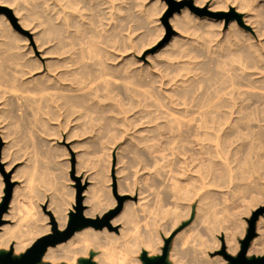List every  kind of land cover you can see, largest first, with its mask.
I'll return each mask as SVG.
<instances>
[{"label":"rangeland","instance_id":"374dc122","mask_svg":"<svg viewBox=\"0 0 264 264\" xmlns=\"http://www.w3.org/2000/svg\"><path fill=\"white\" fill-rule=\"evenodd\" d=\"M52 1L53 0H47L45 1L46 3H43V0H12L11 3L6 2L4 4L0 2V5L6 6L12 11L18 26L29 34V36H27L16 30L10 23L9 19L4 14H2L7 19V22H5L6 24L3 23L2 27L6 28V32L9 34V37L11 35L13 38H9L8 36L5 38L3 36V41V37H0V43L4 44V42H7L8 44V46L6 44L0 46L2 48H4V46L7 47H5L7 49L5 51H2L4 49L0 48V53L2 55L6 54L3 56L0 54V57H2L0 58V61L2 62H0V65L3 66L0 71L4 70L3 72L1 71V73L4 74V72H6L5 74L8 77L9 73H12L11 71L14 70V73H12L14 75L17 71L19 72V70L23 68L20 70V73L23 75L19 76L23 79H18L17 76L19 73L12 78L18 80L19 82H22L23 80L27 81L25 82L27 86L22 84L20 87L23 86L28 88L30 86V89L34 83L33 86L34 89H36L41 83L40 80L45 82H42L44 85L48 84L46 87L41 84L38 89L43 90L44 88H48L46 90L44 89L43 91L39 90L40 92L37 89L35 92L31 88L32 90H30L33 91L32 94L34 96H30L32 95L31 92L30 94H28L29 92H21V87L18 89V92L15 91L16 94H18L19 90H21L18 96L15 95L18 97V99H16L15 96H10L12 93L15 94L13 90H11L12 93H9L11 92L9 89V91L5 90L4 92V86L0 87L1 89L3 88V92L0 90L2 95L8 92L3 95L6 101H3L5 99L2 97V95H0V106H3L1 105L3 103H8L7 99L10 97V100L12 99L11 102L14 100L13 103L15 105L12 108H15L16 106V110H18L17 108H22L17 112L19 115H14V112L16 113V111H14L15 109L10 110L11 104L6 106L10 108L9 110L13 114L10 113V111L9 113L7 112V107V111H5L6 109L4 107L2 108L5 110L0 107V109L3 110H0V113L3 112L2 114L5 115L2 116L0 114V165L2 166L4 173L8 175L9 181L12 183L11 198L6 211L2 214V218L4 217L6 220L2 219L3 221L0 227L6 226L7 229H9V233L5 236L10 238L11 241H15L13 237L19 235L25 234V237H28L24 248L20 250V252H14L12 249V255L15 257L19 256L36 238L50 232L51 226L49 213L52 214L58 229H63L68 220V213L73 211L74 207L76 206L78 196L83 209L82 213L86 217H101L107 211L115 208L117 206V200L112 191L114 187L116 194L123 197L124 200L122 201V208L120 212L110 221L113 229L108 230L106 227L100 230H95L92 227L79 229L67 241L57 244L54 247H48L58 255L52 259H44L43 255L41 258V263L83 264L84 260L89 259L95 264H103L100 259L103 257V254L108 251V246H112L113 243L110 245L106 243L105 245L100 243V240L104 241L106 235H111V237L115 236V239L119 235L118 238L121 241L122 239L120 238V230L124 227L130 229L129 231H131L133 234H142L145 236L150 230L149 228H151L150 223L155 220L154 218L157 216L155 213L156 211L153 210H156L158 207L156 205H159V201L162 202V199L164 198V203L162 202L161 205H163L162 209L164 207V212L167 214L164 215L165 217H163V222L162 220L157 222V229L159 230H156L157 235L156 232L154 233V239L151 243L156 249H159V253L156 252L154 254H150L149 256H158L161 253L163 240L175 232L168 246L165 264H211L213 261H218V264H225L226 261L222 256L215 255L216 252L220 250V239H224V244L227 248V243L225 240L226 236L234 227L237 228L233 239L238 244V246L234 252H229L226 250L229 255L235 256L239 250V241L243 239L246 233L247 219L250 218L251 213L256 208L264 206V154H262L264 153V148H259L262 146V138L264 141V133L262 131L264 130L262 129V127L264 128V123L263 121L261 122V120H264V108H261L260 106L261 110L259 111L258 109L260 108L257 107H259L260 101H254L255 98H249L250 96H247L246 93H244V95L246 94L245 96L242 93L244 98L246 96L249 98L244 99L240 93L241 89H244L243 87H245L244 84L246 85V80L247 82L249 81L247 75L250 76L254 72H257V75L254 73V78L257 77V80L252 77L254 74L250 76V80H255L256 82H259L258 80L261 79L264 80L263 78L260 79V77L263 76L262 71L264 72V53L262 52L264 50V44H261V42L263 43L264 41V27H261V34V28L259 29V27L252 29L250 26L243 25V23L245 24L243 20L245 16L248 18V16L251 17L254 15V17H260L262 15L264 11V0H192L195 6L199 8H205L210 12L228 13L230 8H232L236 13L240 14L242 25L238 24L235 19L229 20L227 23H225L223 18L219 19L207 15L198 16L191 12L187 7H184L180 10V12L174 13L168 18L169 29H167L161 22V18L167 7L163 0H70V2H68V0H61V3L59 2L60 4L68 2L69 6L66 8L61 6V10L62 8L63 10L60 13L63 14H60L56 19L54 18L55 16L53 14L56 15V10L60 11V9H57V6L55 10L52 5L54 4V1L53 3ZM197 1L199 3H197ZM216 1H218V3L220 1L219 5ZM260 6L263 8H260ZM51 7H53V9H51ZM254 10L255 12H253ZM259 10H261L262 13ZM68 12L71 13L69 17L65 16L68 14ZM187 14L189 18H183V16ZM174 18L183 19L184 22L187 20L186 27L183 28V26L178 25L175 20H172ZM71 20L73 21L72 26L70 25ZM208 22L213 23L212 25L215 24L214 28L216 26L217 27L214 29L211 26L212 29L210 27L208 32L205 31L207 30L205 25H207ZM198 27L203 29V34L204 32H207V34H204V36L200 34L198 29L200 30L201 28ZM195 28H198L195 30L196 32L198 31L197 34L193 30ZM233 29L235 30L233 31ZM238 29H241L240 32ZM212 30L216 35V40L210 42L209 40L214 39L212 38ZM258 30L260 32V36L256 34L259 33L257 32ZM237 32H239L241 36ZM227 33L228 36L229 33L232 34L230 35L231 38L228 37L229 39H224V36L226 37ZM194 34L197 36L199 34L200 35L197 37ZM252 34L255 36H252ZM167 35L168 38L165 40ZM205 35H208V41H206L207 38ZM246 35L249 43L245 39ZM257 36L258 38H256ZM248 37H250L252 40L250 38L248 39ZM234 38L237 39L233 40ZM201 39H203L202 41L205 40L204 44ZM80 40H84V44L82 43L81 45H83L89 51V55L91 57V60L89 61L90 63L93 62L89 64L87 60V66H94H91L94 68L93 72H86L85 75L76 73L79 71V69H76V66L73 64L74 60L72 61V59H74L73 54L75 53V51H73L75 50L73 44L77 43V47L78 44H80ZM198 40H200V42ZM240 40L244 42H239ZM259 41H261L260 47L259 45L256 46L257 43L259 44ZM208 42L210 44H208ZM206 43L209 46H206ZM224 43L226 45L225 47ZM239 43H242L243 45L240 44V46H238ZM250 43H254L255 46L253 44L251 46ZM235 44H237V46ZM201 45H205L206 48L202 46L204 49L203 50L202 47H200ZM229 45L232 47H229ZM244 45L246 46L244 47ZM222 46L227 50H225ZM242 46L244 47V51L241 48ZM93 47L97 48V51H99V53L96 51L97 55H95V53L92 51ZM246 47L251 48H249L250 52ZM200 48L202 49V52L199 50ZM220 48L222 51H220ZM239 48L240 50H237ZM259 48L262 49L258 50ZM205 49H208L207 51L209 52H207ZM254 49H256L257 52H262L261 54L258 53L260 56H262L261 59L260 56L259 58L256 57L258 54ZM194 50H196V52L200 51L198 54L204 53L206 51L203 54L205 57H202V55L198 56ZM236 51H241L240 53H244L246 51V55L244 54L245 57L247 56L246 59L248 58V55H250L246 60L248 62H252L251 64H248V68L245 64L246 61L244 60V55L241 54L242 58L239 59L240 57ZM223 52H227L225 54L228 55L225 56ZM229 54L234 56V62L236 59H238L236 60V63H240L241 60L245 63H238L240 65L239 67V65L234 64V62L231 64V66V62H229L228 70L226 63H228V59L229 61H232V57H228ZM24 55H26V58L24 57L23 60H20L19 58ZM221 55H223L224 58L228 57L226 58L227 62H224L226 60H224L223 56ZM4 56H10L9 58L11 60H4ZM218 56L223 58V60L218 58ZM250 57H252V59L255 57L258 58L260 63L256 58L255 60H250ZM28 58L31 60L30 62H28ZM94 60H96V64L94 63ZM211 60L213 62H211ZM215 60L216 62L219 61V64H216ZM222 61L226 66H223ZM256 61L258 62L256 63ZM261 61L263 62L261 63ZM32 62L33 66L34 64L37 65L36 69L35 66L28 68ZM3 63L5 65H3ZM24 63L26 65L28 63L30 64L27 65V68H25L26 65ZM21 64L25 66L22 67ZM242 64L245 65L243 66ZM252 64L254 65L253 69L255 71L250 69ZM255 64L263 65V67H261V65L257 66L258 68L260 67L259 70L263 68L262 71H259L260 74L262 73V76L258 73V71H256L257 67ZM4 67H8V69L11 71L9 70L8 72L7 68L3 69ZM15 67L17 71L15 70ZM237 67L239 70L241 68V71H239ZM33 68L34 70L29 71ZM224 68H226L227 71ZM248 69L251 71H247ZM64 70L73 71V76L77 78L78 81H81V85H84V88L81 91H91V94H89L90 96L93 94L91 98L89 97L90 99L84 103L81 102L80 106L73 104L70 106L64 105V100H62L63 97L61 99V96H65L67 93L77 94L81 92L79 90L64 91L59 88V82L55 78H59L61 76L60 74H62ZM234 72L237 73L236 75H238V77L242 76V79L239 78V80H237L238 77L236 78ZM238 72H240V76ZM1 73V78L3 77L2 79H5L6 82L8 81L7 83L9 84V80H7L4 76L5 74L2 75ZM225 73L226 75L224 76ZM228 74L229 76L233 74L235 77L229 79ZM222 76H224L223 78L228 76L226 78L228 84L226 81V84L222 83L224 82ZM9 78L10 77H8V79ZM31 78H34L32 81H35V79L36 81H39V85L37 86L34 81L32 83L30 80ZM53 81L55 83H53ZM234 81L236 83H234ZM238 81H241L242 83L240 82V84ZM0 84L2 85L1 82ZM3 84L6 85V87L9 86L6 83ZM54 84H57V87ZM239 84L240 87H242L243 84V87L240 89V91V87L237 88ZM51 85L53 87H51ZM231 86L238 90L232 88ZM27 88L23 90L26 91ZM95 89L96 92L92 93ZM217 90H219L218 93ZM228 92L230 95H228ZM236 92L238 94H236ZM35 94L39 95H36V99H38L39 103L41 102L38 105V107L40 106L39 110L38 108L36 109L38 102L33 103ZM231 95H236L231 97L233 100L230 98ZM237 95L241 96L237 97ZM31 97H33V99ZM48 97L49 99L53 98L51 103L49 102L50 100H46ZM28 98L30 101H27ZM219 98L222 100L221 102L218 101ZM250 99L251 102L249 101ZM231 101H234L235 104L237 103V106L234 104V102L233 105H231L233 110L237 109V111H239V108L240 110L242 109V112L239 111L241 113L238 116L236 115L239 113L237 111V113L232 114V117H230L231 120L236 117L235 119L238 123L240 121L239 118L242 115L243 119L244 117H247L246 119L250 121V117L253 116V123L250 121L249 124L248 121L246 122V119L245 121L241 120L243 123L246 122V124L244 123L245 128L247 127L246 125H248L246 128L247 131H244L243 129V123L239 122L237 124L234 122V119L232 121L235 124L231 123L232 121L227 115L229 113L228 107H230L227 105H229ZM29 102H31L33 105L35 104V108L29 106L31 105ZM214 102L217 103L215 104ZM219 102L222 103V105H220ZM224 102H226L227 105L224 104ZM238 102L242 103V106L238 105ZM255 102L257 104H254ZM245 103L247 105L246 107H248L250 104L249 108L251 109L246 108ZM243 104L245 109L242 108ZM214 105L220 106L216 107ZM225 105L227 107H225ZM253 105L254 107L256 105V109L252 107ZM262 105L264 106V103ZM31 107V110L34 109V111H32L33 113H25L29 112ZM82 107H84V109ZM24 108H27L28 110L26 109V111ZM227 108L228 110H226ZM252 109L256 111L254 112ZM22 110H25V112ZM81 110L84 112L82 115H80ZM249 111L250 115L248 114ZM243 112L246 114L243 115ZM258 112H260L261 115ZM253 113L255 115H253ZM8 114L12 115L9 116ZM215 114L216 117L213 118ZM258 114L260 117L263 115V117H258ZM218 115L220 118H218ZM210 116L212 117L210 118ZM167 117H169L170 120L174 117H176L178 120L181 119L182 121L179 120L182 123L180 124L181 130H186L185 132H187L189 129L188 127H190V132H195L198 135L197 137L202 136L201 134H203L205 130L203 123L200 122V118L206 117V119H209L211 122H213L211 123L213 126L212 131L215 129V132L213 133L214 140L211 143L213 146L212 148L215 151L214 155L216 156H214L213 170L216 172L214 173V177L218 174V176L214 178L215 184L212 182V185L215 186H211L212 188L205 186L206 188H203L201 181L198 179L200 178L198 177V173H194L195 175L192 173L195 178L197 177L196 184L198 183L197 186L198 188L200 187L199 189H201V191L198 189L199 192L196 191V194L194 197H192L190 202V198L185 194H181L182 198L184 197V201L180 199L178 202H176L175 198H173L174 191L172 187H174V180L179 175L178 171L182 170L179 168V163L185 160L188 161L189 159V162H198L199 164L201 163V166L204 169H200L199 172L201 171L200 173H202L203 171L202 174L204 176L206 160L204 155L202 157L203 151H200L198 150V147L189 144L190 141L193 140L194 135L183 133L184 136L181 135L180 139L178 137L177 131L170 129V121H167L168 123L166 122L167 119L169 120ZM192 117H194V120H192ZM225 118L230 120V122ZM253 118H256V121L260 118L256 123L261 122L259 123L261 130L258 129L256 126L258 124L255 123ZM219 119L222 121H219ZM221 122L223 123L222 125ZM253 124L255 125L253 126ZM227 125L229 126L227 127ZM235 125L236 128H234ZM222 126H224V129ZM255 126L257 131H252L250 127L254 128ZM238 127L240 130L242 127L241 132L244 131L247 133L249 128L250 130L248 135L244 132L240 134L241 132L239 129H237ZM235 131L237 133H235ZM256 132L257 134L259 132V135L256 134L255 136V134H251ZM260 133L263 134L261 135ZM235 134L238 135L239 140L242 138V140L246 143L250 142L249 144L252 146V148H249L251 147L250 145L249 147H246V143H243L242 140L236 141L238 137H236L237 135ZM231 135H233L232 138ZM243 135L246 136L244 137ZM143 136H146V138H143ZM226 136L227 138L225 139ZM247 136L252 137L254 141L256 140V146L253 147V140L251 141V138L248 139ZM228 137H230L231 141ZM243 137L245 139L247 138L248 140H244ZM255 137H259L258 141L260 140L259 142L261 145ZM170 138L174 140L173 142L175 144L176 140L177 144L179 142V144L176 145L177 148L176 146H173L175 144L172 143ZM175 138L177 139L175 140ZM143 139H147L146 141L148 144ZM223 139H225V141L227 140V142L222 141ZM232 139L236 142H234ZM188 140L189 143H186ZM238 141L242 143L240 144ZM233 142L235 144H233ZM143 143H145L146 146ZM163 145L166 146L164 147ZM240 145L245 148L243 149L241 147V149H239ZM171 146H173V148ZM166 147L172 149H166ZM191 149L194 150V153ZM245 149L247 151L249 149H253V151H248L249 154L254 152V149L257 151L259 150L260 152H256L255 150L256 154L251 153V156L249 154H247V156L245 155L247 151L244 152ZM191 152L194 155H192ZM179 153L181 155H178ZM243 153L244 155H242ZM139 154H141L142 157ZM166 154L168 156H166ZM253 154L254 156L258 154L259 157H257L258 155L256 156L258 159L262 157V166V161L260 162V159L259 162L260 167L263 169L260 170L261 168L258 165L259 163L257 164L261 173H258L260 172L259 170L255 173L252 172L253 170L256 171V167L254 166L256 165V162H252L254 161L253 158L255 159V157L252 156ZM197 155H199V157ZM179 156H182L184 160H182V157ZM243 156L247 157L243 158ZM139 157H141V160ZM248 157L251 158L250 164L251 162L254 164L250 165L246 162L248 165L246 164L244 167L245 164L242 161L245 162L246 158V161L248 159L249 162ZM172 158H175L174 162ZM196 158H199V160L193 161V159ZM151 160L152 162H150ZM157 165L160 166L158 167ZM249 165L250 169L254 166L251 171L250 169H246ZM181 166H183V164H181ZM155 167L156 169H154ZM224 168H228V172L225 171ZM245 169L247 171H244L245 173H243L242 170ZM216 170H218L219 173H217ZM249 171L251 178H246L245 176L247 174L249 176V173H247ZM251 172L254 175L251 174ZM221 173L227 177H224L223 181V175L221 176ZM227 173H229V175ZM240 173H243V179L246 178L247 180L250 179L251 181L249 180L250 182H247L245 179L242 180L241 177L243 175H240ZM259 174L261 175L258 176ZM218 177L220 180L217 179ZM180 178L181 180L184 179V177ZM239 178H241V180H239ZM245 182L249 186L244 185ZM239 186L242 187V189H240ZM4 187V179L0 172V202L4 194ZM210 188L212 190H210ZM205 189H207L206 192ZM211 191L213 193L214 200L216 198L215 201L212 199L214 202L213 204L215 205V208L212 206L214 209L212 210L215 211L216 209V212H219H217V214L220 215V217L218 215L220 218V224L215 231H209L207 228V217L209 218V215L206 214L205 210V207L209 205V192L211 193ZM91 193H93V198L90 197ZM201 193L202 195L199 196ZM185 198L187 201H185ZM204 199L207 201H203ZM197 200L199 201L198 203ZM180 201L183 203L182 205ZM185 203L186 205H184ZM93 204L98 206L97 211L92 215H87V210ZM176 205L179 207H176ZM200 205L202 207L205 206L202 209L205 210L204 214L206 215L204 216L202 214L203 217L199 216V219H196L195 212L196 209L201 207ZM126 206L132 208L133 212L131 217H134L135 220H133L136 221L135 227V222L132 223L130 221L131 224H125L122 212L123 208ZM150 208H152V211ZM226 209L229 211H226ZM57 210L59 211L58 213H56ZM147 211H151V214ZM152 212L154 213V216L152 215ZM174 212H180L178 215L179 217L177 218L178 221L176 220L177 215L174 214ZM181 213H185L184 215L186 216L182 217L183 214ZM61 217L66 219L64 226H62L64 222ZM148 219H150V221ZM161 223H163V228L162 226H160L161 228L159 227V225H162ZM38 228H42V232L37 231ZM263 228L264 214L260 215L256 221L255 236L251 240L246 254L248 258L264 257V250H260L261 247L259 248L261 254L259 252H250L254 239L260 237V239H263L262 241H264ZM86 233H94L96 235L99 234L100 238L95 236L99 239V241L98 239H86ZM119 240L114 243L115 245H113V247H116V244L119 243ZM262 248H264V246ZM9 249L10 248H2L0 252H6ZM140 251L141 250L131 252L130 255L126 257V261L123 263L143 264L140 259V254L142 251L146 252V250L142 249V251ZM118 255L123 257L125 256V252L119 250ZM67 256V260L69 261L65 260ZM109 260L111 261L114 259L111 258ZM121 260L122 259H120V261Z\"/></svg>","mask_w":264,"mask_h":264},{"label":"bare ground","instance_id":"6f19581e","mask_svg":"<svg viewBox=\"0 0 264 264\" xmlns=\"http://www.w3.org/2000/svg\"><path fill=\"white\" fill-rule=\"evenodd\" d=\"M45 1H47V0H45ZM45 1L43 0V3H46ZM53 1H54V4H52V5H53L54 9H55L57 6H58L57 9H58V8L60 9V11H59V10L57 11V10L55 9L56 12H55L54 10H52V11H54V12L56 13V15H57V17H56L55 14H53L55 17L52 15V16L56 19V18H58V16H59L60 14H61V15L63 14V13H60V12L63 10V8H64V7L66 8V7L69 6V5H68V2H70V0H68V2L65 1L66 3L63 2L64 4H60V3H61V0H53ZM53 1H52V3H53ZM72 1H74V0H72ZM261 1H262V0H261ZM0 2H1L2 4L6 3V2L11 3L12 0H0ZM59 2H60V3H59ZM216 2L218 3V1H216ZM72 3H73V2H72ZM197 3H199V2L197 1ZM219 3H220V1H219ZM219 3H218V5H219ZM70 4H71V3H70ZM244 4H245V3H244ZM248 4H249V3H248ZM255 4H256V3H255ZM241 5H242V4H241ZM261 5H262V4H261ZM59 6H60V7H59ZM61 6L63 7L62 10H61ZM220 6H221V4H220ZM239 6H240V5H239ZM246 6H247V5H246ZM253 6H254V5H253ZM53 7H51V9H53ZM247 7H248V6H247ZM255 7H257V6H255ZM258 7H259V6H258ZM261 7H262V6H260V8H261ZM239 8H240V7H239ZM262 8H263V7H262ZM250 9H251V8H250ZM255 9H256V8H255ZM257 9H258V8H257ZM261 10H262V9H261ZM261 10H259V11H261ZM263 10H264V9H263ZM249 11H250V10H249ZM251 11H252V10H251ZM253 12H255V10H254ZM256 12H257V11H256ZM249 13H251V12H249ZM257 13H258V12H257ZM261 13H262V11H261ZM50 14H51V13H50ZM68 14H69V15H68ZM68 14L65 15V13H64L65 16L69 17L71 13L68 12ZM64 15H63V16H64ZM257 15H258V14H257ZM259 15H260V14H259ZM250 16H251V15H250ZM54 18H53V19H54ZM183 18H189L188 14L185 15V16H183ZM172 20H175L176 23H177L178 25L183 26V28L186 27V22H187V20H186L185 22H184L183 19H180V18H177V19L174 18V19H172ZM199 20H201V19H199ZM243 20H244V22H245V24L243 23V25H245V26H246V25H247V26H250L252 29L257 28V27H259V29H260L261 27H264V11H263V13H262V15H261L260 17H254V15H253V16H251V17L248 16V18H246V16H245ZM207 21H208V20H207ZM5 22H7L6 17H5L4 15L0 14V37H3V36H4L5 38H7V36L9 37V34L6 32V28L2 27V26H3V23L6 24ZM72 22H73V21L71 20V21H70V25H71V26H72V24H73ZM200 22H202V21H200ZM212 24H213V23L208 22L207 25H205V26L207 27V28H206L207 30H205V31L208 32V30H209V28H210L211 26L214 28L215 24H214V25H212ZM199 25H200V24H199ZM216 25H217V24H216ZM212 27H211V29H212ZM216 27H217V26H216ZM216 27H215V28H216ZM198 28H201V27H198ZM198 28H197V29H198ZM203 28H204V27H203ZM215 28H214V29H215ZM197 29L195 28V29H193V30L195 31V30H197ZM204 29H205V28H204ZM211 29H210V30H211ZM236 29H237V28H236ZM231 30H232V29H231ZM234 30H235V29H233V31H234ZM238 30H239V29H238ZM240 30H241V29H240ZM240 30H239V32H240ZM263 30H264V29H263ZM198 31H199V33L202 34L203 36H204V34H207V32H204V34H203V29H202V28H201L200 30L198 29ZM198 31H197V32H198ZM200 31H201V32H200ZM229 31H230V30H229ZM255 31H256V30H255ZM255 31H254V32H255ZM261 31H262V28H261L260 32H261ZM4 32H5V33H4ZM195 32H196V31H195ZM195 32H194V33H195ZM197 32H196V34H197ZM209 32H210V31H209ZM212 32H213V30H212ZM239 32H237V33L240 35ZM257 32H259V30H258ZM260 32H259V33H256V34L259 35ZM3 33H4V35H3ZM6 33H7L8 35H7ZM230 33H231V32H230ZM230 33H229V36H228V33H227V36H226V37L224 36V39H229L228 37L231 38L230 35H232L233 32H232V34H230ZM196 34H194V35H196ZM200 34H199V35H200ZM208 34H211V33H208ZM235 34H236V32H235ZM244 34H245V33H244ZM261 34H262V32H261ZM199 35H198V36L196 35V36L199 37ZM202 35H201V36H202ZM225 35H226V34H225ZM233 35H234V34H233ZM196 36H194V37H196ZM201 36H200V37H201ZM207 36H208V35H207ZM207 36L205 35L206 38H207ZM214 36H215V37H214ZM222 36H223V35H222ZM240 36H241V35H240ZM240 36H239V38H240ZM252 36H255V35L252 34ZM259 36H260V35H259ZM261 36H262V35H261ZM4 37L2 38L3 41H4ZM11 37H12V36L10 35L9 38H11ZM236 37H237V35H236ZM245 37H246V38H245L246 41H248V40H247V35H246ZM9 38H8V39H9ZM12 38H13V37H12ZM212 38H214V39L209 40V39L207 38L206 41L209 40V41L211 42V41H215V40H216V39H215V38H216V35L214 34V32H213ZM249 38H250V37H248V39H249ZM256 38H258V36H257ZM259 38H260V37H259ZM263 38H264V37H263ZM2 39H1V40H2ZM14 39H15V38H14ZM91 39H94V38H91ZM197 39H200V38H197ZM204 39H205V38H204ZM224 39H223V41H224ZM235 39H237V38H234L233 40H235ZM245 39H244V40H245ZM250 39H251V38H250ZM260 39H261V38H260ZM15 40H16V39H15ZM202 40H203V39H201V41H202ZM231 40H232V39H231ZM241 40H242V39H241ZM241 40H240L239 42H244V41H241ZM251 40H252V39H251ZM83 41H84V40H80V44H78L77 47H76L77 43H74V44L72 43L73 46L75 47V50H73V51H75V53L73 54V58H74V59H72V61L74 60V61H73V64L76 66V69H79V71L76 72V73L85 75L86 72H88V73L91 72V73H92L93 70H94V68H93L94 66L91 65V66H93V67H91L90 65L87 66V64H86L87 60H88L89 64H91V63H93V62L90 63V61H89V60H91V57H90V55H89V51H88L83 45H81L82 43L84 44ZM198 41L200 42V40H198ZM204 41H205V40H204ZM204 41H202L203 44H204ZM226 41H228V40H226ZM236 41H238V40H236ZM236 41H235V43H236ZM246 41H245V42H246ZM257 41H258V40H257ZM0 42H1V41H0ZM218 42H219V41H218ZM260 42H261V41H259V44L257 43L256 46L259 45V47H260ZM226 43H228V42H226ZM232 43H233V41H232ZM248 43H249V41H248ZM254 43H255V42H254ZM254 43H250V45L252 46V44L254 45ZM4 44H6V45L8 46L7 42H6V43L4 42ZM4 44H3V43H0V46H2V45H4ZM199 44H200V43H199ZM208 44H210V43L208 42ZM237 44H238V43H237ZM237 44H235V45L237 46ZM240 44H242V43H239L238 46H240ZM261 44H264V41H263V43L261 42ZM231 45H232V44H231ZM231 45H229V47H232ZM242 45H243V44H242ZM246 45H248V44H246ZM246 45H244V47H245ZM202 46H204V48H206V46H209V45H207V43H206V46H205V45H201L200 47H202ZM220 46H221V45H220ZM225 46H226V45H225V43H224V47H225ZM227 46H228V45H227ZM254 46H255V45H254ZM263 46H264V45H263ZM5 47H6V46H4V48H2V47H0V48L4 49V50H2V51H5V50H7V49H6L7 47H6V48H5ZM198 47H199V45H198ZM222 47H223V46H222ZM224 47H223V48H224ZM229 47H228V48H229ZM244 47H243V46L241 47L242 50H243ZM195 48H196V47H195ZM207 48H208V47H207ZM218 48H219V47H218ZM233 48H234V47H233ZM246 48H248V47H246ZM249 48H250V47H249ZM249 48H248V49H249ZM254 48H255V47H254ZM257 48H258V47H257ZM202 49H203V47H202ZM202 49L200 48L199 50H201V52H202ZM224 49H225V48H224ZM229 49H230V48H229ZM229 49H228V50H229ZM250 49H251V48H250ZM250 49H249V52H250ZM260 49H262V48H259L258 50H260ZM197 50H198V49H197ZM203 50H204V49H203ZM205 50L207 51L208 49H205ZM225 50H227V49H225ZM237 50H240V48L237 49ZM254 50L256 51V49H254ZM0 51H1V50H0ZM73 51H72V53H73ZM92 51L95 53V55H97V54H96L97 48L93 47ZM206 51H205V52H206ZM220 51H222L221 48H220ZM233 51H234V49H233ZM243 51H244V50H243ZM247 51H248V50H247ZM251 51H252V50H251ZM261 51H262V50H261ZM90 52H91V51H90ZM97 52L99 53V51H97ZM194 52H196V50H194ZM199 52H200V51H199ZM199 52L197 51L196 53L198 54ZM205 52H204V53H205ZM207 52H209V51H207ZM240 52H241V51H239V52L236 51V53H238V56L240 57V58H239V57L237 56L239 59L242 58V57H241V54L244 55V54L246 53V51H245L244 53H240ZM252 52H253V51H252ZM256 52H257V51H256ZM262 52L264 53V50H263ZM262 52H261V53H262ZM2 53H3V52H2ZM91 53H92V52H91ZM94 53H93V54H94ZM204 53L198 54V56H201V55H202V57H205V55L203 56ZM219 53H220V52H219ZM223 53L225 54V53H227V52H223ZM228 53H230V52H228ZM234 53H235V52H234ZM253 53H254V52H253ZM258 53H260V52H257V54H258ZM261 53H260V54H261ZM0 54H1V53H0ZM24 54H25V53H24ZM70 54H71V52H70ZM197 54H196V55H197ZM239 54H240V55H239ZM247 54H249V53H247ZM254 54H255V53H254ZM1 55H2V54H1ZM3 55H6V54H3ZM3 55H2V56H3ZM20 55H21V53H20ZM22 55H23V54H22ZM227 55H228V54H225V56H227ZM232 55H233V54H232ZM243 55H242V56H243ZM245 55H246V54H245ZM245 55H244L243 57L245 58L244 60L246 61V60L249 58L250 55H248V58H247V59H246L247 56L245 57ZM251 55H252V53H251ZM255 55H256V54H255ZM7 56H8V55H7ZM221 56H223V55H221ZM230 56H231V55L229 54L228 57H230ZM259 56H260V55L258 54V56H256V57L259 58ZM263 56H264V55H263ZM4 57H5V56H4ZM9 57H10V56H9ZM9 57H5L4 60H11ZM24 57L26 58V55L20 57L19 59H20V60H21V59L23 60ZM71 57H72V56H71ZM228 57H225V58H224V56H223L224 60H226V58H228ZM231 57H232V59H231L232 61H229V59H228V63H226L227 66L224 64V62H227V60L224 61V62L222 61V62H223V66H226V67L228 68V70H229V67H228L229 62H231L230 65L234 62V61H233V60H234V56H231ZM231 57H230V58H231ZM253 57H254V55H253ZM256 57H255V58H256ZM261 57H262V56H260V59H261ZM0 58H2V57H0ZM8 58H9V59H8ZM218 58H220V59L223 60V58H221V57H219V56H218ZM218 58H217V59H218ZM250 58H251L250 60H253V59L255 60V58H253V59H252V57H250ZM258 58H256V59L259 60ZM28 59H29V58H28ZM28 59H27V61H28ZM263 59H264V57H263ZM4 60H2V61H4ZM25 60H26V59H25ZM218 60H219V59H218ZM236 60H238V59H236ZM236 60H235L234 64H238V63H239V62L236 63V62H237ZM30 61H31V60L29 59L28 62H30ZM92 61H93V60H92ZM95 61H96V60H94V63H95ZM219 61H220V60H219ZM219 61H218V62H219ZM239 61H240V60H239ZM0 62H1V61H0ZM67 62H68V61H67ZM67 62H66V63H67ZM97 62H98V61H97ZM211 62H213V61L211 60ZM218 62H216V60H215V63H216V64H219ZM241 62H242V63H245V62H243L242 60H241ZM241 62H240V63H241ZM247 62H248V61H246L245 64L247 65V68H248V64H251L252 62H250V61H249L248 63H247ZM257 62H258V61H256V63H257ZM262 62H263V61H261V63H262ZM1 63H2V62H1ZM70 63H71V62H70ZM98 63H99V62H98ZM98 63H97V64H98ZM207 63H208V62H207ZM207 63H206V64H207ZM215 63H214V64H215ZM240 63H239V64H240ZM253 63H255V62H253ZM259 63H260V60H259ZM263 63H264V62H263ZM24 64H25V63H24ZM29 64H30V63H28L27 65H29ZM95 64H96V63H95ZM95 64H94V65H95ZM99 64H100V63H99ZM239 64H238V65H239ZM245 64H244V65H245ZM3 65H5V64L3 63ZM21 65H22V67H24L26 64H25L24 66H23V64H21ZM27 65H26L25 68H27ZM242 65H243V64H242ZM244 65H243V66H244ZM252 65H253V64H252ZM252 65H251V67L249 66L250 69H253V68H254V65H253V67H252ZM260 65H261V64H259V65H258V64H255L256 67H257V66H260ZM263 65H264V64H263ZM263 65H261V67H263ZM0 66H1V65H0ZM7 66H8V65H7ZM18 66H19V65H18ZM32 66H33V62L31 63V65H30L28 68H30V67L32 68ZM34 66H35V69H36V68H37V65L34 64ZM34 66H33V67H34ZM231 66H232V65H231ZM235 66H237V65H235ZM243 66H242V67H243ZM2 67H3V66H1L0 69H2ZM233 67H234V65H233ZM239 67H240V65H239ZM245 67H246V66H245ZM6 68H7L8 72H9L10 69H8V67H4L3 69H6ZM20 68H21V66H20ZM20 68H17V69H20ZM220 68H221V66H220ZM222 68H223V67H222ZM243 68H244V67H243ZM259 68H260V67H259ZM259 68L257 67L258 70H257L256 68H255V69H256V71H258V73L260 74L259 71H260V70L262 71L264 67H263L262 69H260V70H259ZM11 69H12V68H11ZM21 69H23V68H21ZM21 69H20V70H21ZM224 69H226V68H224ZM231 69H232V68H231ZM237 69H238V67H237ZM237 69H236V71H237ZM245 69H246V68H245ZM15 70H16V67H15ZM20 70H19V72H18L17 70H16L17 72L15 71L17 75H18V73H19V75L17 76L18 79H21L22 77H19V76H22V75H23V74L20 73V72H21ZM28 70H29V69H28ZM31 70H34V68H33V69H30L29 71H31ZM222 70H223V69H222ZM238 70H239V69H238ZM253 70H254V69H253ZM253 70H252V71H253ZM1 71L3 72L4 70H1ZM1 71H0V73H1ZM10 71H11V70H10ZM226 71H227V69H226ZM226 71H224V72H226ZM233 71H234V69H233ZM233 71H230V72H233ZM236 71H235V72H236ZM239 71H241V68H240ZM247 71H249V69H248ZM250 71H251V70H250ZM250 71H249V72H250ZM254 71H255V70H254ZM11 72L14 73V70L11 71ZM224 72H223V73H224ZM235 72H234V73H235ZM245 72H246V70H245ZM249 72H248V73H249ZM5 73H6V72H4V74H5ZM12 73H9V75H8V77H10L11 80H10V78L8 79V77H7L6 74L4 75L3 73H1L2 75H4V76L6 77L7 80H9V84L7 83L8 81L6 82V80H5V79H2L3 77L1 78V75H0V82L2 83V85L0 84V85H1L0 87H3V86H4V92H5V90H7V91H9V90H10V91L13 90L14 92H15V91L18 92V89L22 87V89H21L22 91L19 90V93H20V91H21V92H29L28 94H30V92H31V94H32V92H33V91H31L32 89H33L34 91H35L36 89L39 91L40 89H38V87L41 86V84L44 85L43 83H45L43 80H40V79H39V80L41 81V83H40L39 81H36V79H35V81L33 80V81L36 83L37 86L39 85L38 83H40V85H39L36 89H34V86H33L34 83H33V81H32V79H34V78H31L30 80H31V82L33 83V85H32L33 87L31 86L32 89L30 88L31 90L29 89L30 86H29L28 88H27V87H23V86L20 87V85H22V84H23V85H26L25 82H27V81H26V80H23L22 82H19L18 80L12 79V78L15 77V75H16V74L13 75ZM22 73H24V72H22ZM72 73H73V71H71V70H68V71L64 70V71L62 72V74H60L61 76H60L59 78H55V79L58 80V82H59L58 84L61 86V87L59 86V88L62 89V90H64V91H76V90H77V91H78V90L81 91V90H83L84 85H81V81H78V79L75 78V77L73 76ZM226 73H227V72H226ZM226 73L224 74V76L226 75ZM234 73H233V74H234ZM238 73H239V76H240V75H241L240 72H238ZM242 73H243V72H242ZM254 73H256V75H257V72H254ZM254 73H253V74H254ZM262 73H263V76H264V72H263V71H262ZM262 73H261V74H262ZM7 74H8V73H7ZM20 74H21V75H20ZM229 74H230V73H229ZM229 74H228V76H229ZM233 74L229 76V79H231L232 77H235ZM236 74H237V73H235V75H236ZM249 74H250V73H249ZM253 74H252V75H253ZM261 74H260V75H261ZM12 75H13V76H12ZM252 75H250V76H252ZM260 75H259V76H260ZM11 76H12V77H11ZM224 76H222V78H223ZM228 76H226V78H227ZM245 76H246V74H245ZM245 76H244V77H245ZM250 76L247 75L248 80H249L248 82H247V80L245 79L246 77L244 78V79L246 80V82H245L246 85L244 84L245 87H243V84H242V87H243L244 89H241L242 87H240V84L242 83V82H241L242 80H241V81H238L239 83H240V82H241V83L239 84V86H237L238 84H237L236 86H237V88L240 87V88H239V91H240V89H241V91H240L241 95H242V93H243V95H244V93H246L247 96H250L249 98H252V99L255 98L254 101H260L259 107H257V108H260V106H261V108H264V106L262 105V104L264 103V85H263V84H264V83H263L264 80L261 79V78L264 79V77L261 75L262 77H260V79H261L262 81H261V80H258L259 82H256L255 80H250V79H251ZM254 76H255V74H254L252 77L254 78ZM259 76H258V78H259ZM56 77H57V76H56ZM237 77H238V75H236V78H237ZM241 77H242V76L238 77L237 80H239V78H241ZM226 78H223L224 82H222L223 80H222L221 82H222V83H225ZM236 78H235V79H236ZM22 79H23V78H22ZM233 79H234V78H233ZM241 79H242V78H241ZM244 79H243V81H244ZM254 79L257 80V77L254 78ZM12 80H14V81H12ZM37 80H38V78H37ZM44 80H45V79H44ZM10 81H12V82H10ZM28 81H29V80H28ZM260 81H261V83H263L262 85H260V84H261ZM23 82H24V83H23ZM29 82H30V81H29ZM42 82H43V83H42ZM46 82H47V79H46ZM56 82H57V81H56ZM228 82H229V81H228ZM3 83L8 84L9 86L6 87V85H4ZM51 83H52V82H51ZM53 83H55V82L53 81ZM226 83H227V81H226ZM226 83H225V84H226ZM230 83H231V81H230ZM234 83H236V82L234 81ZM234 83H233V84H234ZM243 83H244V82H243ZM29 84H30V83H29ZM225 84H224V86H225ZM227 84H228V83H227ZM233 84H232V85H233ZM30 85H31V84H30ZM47 85H48V84H47ZM47 85H44V87H46ZM54 85H56V87H57V84H54ZM220 85H221V84H220ZM220 85H219V86H220ZM222 85H223V84H222ZM18 86H19V87H18ZM26 86H27V85H26ZM224 86H223V87H224ZM228 86H229V85H228ZM228 86H226V87H228ZM236 86H235V87H236ZM49 87H50V86H49ZM51 87H53V86L51 85ZM51 87H50V88H51ZM54 87H55V86H54ZM229 87H230V86H229ZM231 87H232V86H231ZM26 88H27V90L24 91L23 89H26ZM40 88H43V87H40ZM47 88H48V87H47ZM47 88H46V89H47ZM232 88H234V87H232ZM232 88H230V89H232ZM8 89H9V90H8ZM44 89H45V88H44ZM44 89H43V90H44ZM46 89H45V90H46ZM234 89H236V88H234ZM234 89H233V90H234ZM0 90L3 92V88H2V89L0 88ZM41 90H42V89H41ZM41 90H40V91H41ZM43 90H42V91H43ZM219 90H220V89H219ZM219 90H217V93H218ZM236 90H238V89H236ZM236 90H234V91H236ZM1 91H0V95H2ZM38 91H37V92H38ZM40 91H39V92H40ZM230 91H231V90H230ZM230 91H229V92H230ZM35 92H36V91H35ZM35 92H34V93H35ZM39 92H38V94H39ZM94 92H96V89H95L92 93H94ZM107 92H108V91H107ZM229 92H228V95H230ZM232 92H233V91H232ZM6 93H8V92H6ZM6 93H4V94H6ZM9 93H12V91L9 92ZM19 93L16 94V92H15V94L12 93V95H10V96H15V95L18 96ZM233 93H234V92H233ZM4 94H3V95H4ZM38 94H35V97H34L35 99H33V97H31V98L33 99V103H34V102H36V103L38 102L36 109L38 108V110H39V109H40V106L38 107V105H39L41 102L39 103L38 99H36V97H37L36 95H38ZM89 94H91V91H81L80 93H77V94H68V93H67V94H65V96L62 95V96H61V99H62V97H63L62 100H64V101H63L64 105L70 106L71 104H73V105L80 106L81 102L84 103L85 101H87L88 99H90V98L93 96V94H92V96H90ZM231 94H232V93H231ZM236 94H238V93L236 92ZM246 94H245V95H246ZM3 95H2V97H3ZM241 95H239V96H241ZM243 95H242V97H243ZM245 95H244V96H245ZM30 96H34V95L32 94V95H30ZM38 96H39V95H38ZM50 96H51V95H50ZM50 96H49V97H50ZM219 96H220V95H219ZM219 96H218V97H219ZM233 96H236V95H233ZM233 96L231 95L230 98L233 97ZM239 96L237 95V97H239ZM247 96H246L245 98L249 99ZM2 97H1V98H2ZM49 97H48L47 99H46V98H45V99H46L47 101L50 100L49 102L51 103V100H52L53 98H52V99H51V98L49 99ZM51 97H52V96H51ZM56 97H57V96H56ZM58 97H59V96H58ZM89 97H90V98H89ZM3 98H4V97H3ZM8 98H9V99H7L8 103H3V104H1V105H3V106H0V107H1V108L4 107V108L6 109V107H7L6 105L11 104V106H10L11 109L7 107V108H8V111H7V109L5 110L4 108H2V109H4L5 111H7V112L9 113L10 110L15 109L17 106H16L15 108H12L13 106H15L14 103H13L14 100L11 102L12 99L10 100V97H8ZM15 98L18 99V97H16V96H15ZM15 98H14V99H15ZM59 98H60V97H59ZM220 98H221V96H220ZM220 98H219L218 101L221 102L222 100H220ZM243 98H244V97H243ZM243 98H242V99H243ZM245 98H244V99H245ZM4 99H5V98H4ZM16 99H15V100H16ZM224 99H226V98H224ZM224 99H223V100H224ZM231 99H232V98H231ZM247 99H246V100H247ZM9 100H10V101H9ZM35 100H36V101H35ZM232 100H233V99H232ZM234 100H235V99H234ZM236 100H237V99H236ZM3 101H6V99L3 100ZM27 101H30L29 98L27 99ZM52 101H53V100H52ZM224 101H225V100H224ZM237 101H238V100H237ZM244 101H245V100H244ZM249 101L251 102V99H250ZM15 102H16V101H15ZM31 102H32V101H31ZM31 102H29V103H31ZM220 102H219V103H220ZM233 102H234V101H233ZM233 102L231 101L232 104L230 103L229 105H227L226 102H224V104H226L227 106H230V107H228V108H229V113L227 114L229 118L232 117V114H234V113H237V112H239V111L242 112V109L240 110L239 107H237V108H239V111H237V109H234V110H233V108H232V106H231V105H233ZM240 102H241V99H240ZM240 102H238V103H239L238 105L242 106L241 104L243 103V100H242V103H240ZM246 102H248V101H246ZM250 102H249V103H250ZM214 103H215V102H214ZM216 103H217V102H216ZM216 103H215V104H216ZM228 103H229V102H228ZM261 103H262V104H261ZM16 104H17V103H16ZM234 104H235V102H234ZM236 104H237V103H236ZM236 104H235V105H236ZM250 104H251V103H250ZM250 104H249V106H250ZM252 104H253V101H252ZM254 104H257V103L255 102ZM4 105H5V106H4ZM27 105H28V104H27ZM27 105H26V106H27ZM220 105H222V103H220ZM220 105H218V106H217V105H214V106L219 107ZM226 105H225V107H227ZM235 105H234V106H235ZM29 106H32L33 108H35V104L33 105V104L31 103V105H29ZM29 106H27V107H29ZM81 106H83V105H81ZM223 106H224V105H223ZM223 106H222V107H223ZM234 106H233V107H234ZM236 106H237V105H236ZM246 106H247V105H246V103H245V107H246ZM249 106L246 107V108H249ZM257 106H258V105H257ZM262 106H263V107H262ZM32 107L29 109V110H30L29 112H25V110H26L27 108H24L25 110H24V111L22 110V111L25 112V113H27V114H28V113H31V114H32V113H33L32 111H34V109L31 110ZM252 107H254V105H253ZM82 108L84 109V107H82ZM223 108H224V107H223ZM228 108H227L226 110H228ZM234 108H235V107H234ZM242 108H244V104H243V107H242ZM261 108L258 109V110L260 111ZM9 109H10V110H9ZM17 109L20 110V109H22V108H17ZM36 109H35V111H36ZM220 109H221V108H220ZM224 109H225V108H224ZM244 109H245V108H244ZM249 109H251V108H249ZM249 109H247V110H249ZM254 109H256V105H255ZM254 109H252V110L254 111ZM0 110H1V109H0ZM18 110H16V109L14 110V111H16V113L14 112V115L17 114ZM27 110H28V109H27ZM27 110H26V111H27ZM221 110H222V109H221ZM221 110H220V111H221ZM252 110H251V111H252ZM1 111H3V110H1ZM215 111H216V110H215ZM217 111H218V110H217ZM220 111H219V112H220ZM222 111H223V110H222ZM236 111H237V112H236ZM255 111H256V110H255ZM255 111H254V112H255ZM19 112H20V111H19ZM23 112H21V113H23ZM227 112H228V111H227ZM241 112H239V113L236 114V115L238 116ZM2 113H3V112H1L0 114H1L2 116H5V115H3ZM10 113H12V112L10 111ZM83 113H84L83 110H81V111H80V115H82ZM243 113H244V112H243ZM243 113H242V114H243ZM246 113H247V111H246ZM246 113H244L243 115H245ZM258 113L260 114V112H258ZM261 113H262V111H261ZM12 114H13V113H12ZM12 114H8V115L10 116V115H12ZM248 114L250 115V111L248 112ZM248 114H247V115H248ZM256 114H257V112H256ZM259 114H258V115H259ZM262 114H263V113H262ZM14 115H13V116H14ZM17 115H19V113H18ZM25 115H26V114H25ZM210 115H211V114H210ZM225 115H226V114H225ZM253 115H255V114L253 113ZM260 115H261V114H260ZM260 115H259L258 117H260ZM20 116H21V115H20ZM220 116H221V115H220ZM223 116H224V115H223ZM233 116H235V115H233ZM251 116H252V115H251ZM80 117H81V116H80ZM156 117H157V116H156ZM171 117H172V116H171ZM211 117H212V116H210V118H211ZM214 117H216V114L213 116V118H214ZM242 117H243V116L241 115V117L239 118V120H240L239 122H241V123H243L242 121H245V119L247 118V117H246V118L244 117V119H243ZM249 117H250V116H249ZM252 117H253V116H252ZM252 117H250V118H251V120H250L251 122H252ZM261 117H263V115H262ZM261 117H260V118H261ZM154 118H155V117H154ZM154 118H153V119H154ZM165 118H166V117H165ZM167 118H169V117H167ZM218 118H220L219 115H218ZM221 118H222V116H221ZM229 118H228V119H229ZM235 118H236V117H235ZM235 118H233V119L235 120L234 122H236V119H235ZM237 118H238V117H237ZM241 118H242V119H241ZM260 118H259V119H260ZM156 119H157V118H156ZM189 119H191V118H189ZM189 119H188V120H189ZM223 119H224V117H223ZM225 119L227 120V118H225ZM233 119H232V120H233ZM253 119L255 120L256 118H253ZM259 119H258V120H259ZM179 120H181V119H179ZM179 120H178L176 117H174V118H172L171 120H170V118H169V120L167 119L166 122H167V121H170V124H169V125H170V126H169L170 129H172L173 131H174V130L177 131V133H178V137H179V138L181 137V135H183V133L193 134V135H194L193 140H191L190 143H189V140H188V142H186V143L192 144L193 146L198 147V150L203 151L202 157H203V155H204L205 160H206V161H205L206 163H205V170H204V172H205L204 174H205V175H204V176H203V174H202L203 171H202V173H200L201 171L199 172V170L203 168V167L201 166V163L199 164L198 162H189L190 159H189L188 161H187V160L182 161V162L179 161V162H180V163H179V164H180V167H179V166H178V167L181 168L182 170H179V169H178V170H179V171H178V174H179V175H178V177L174 180V187H172L173 185L171 184V185H172L171 187L173 188V191H174V197H173V198H175V201L178 202L180 199L183 200V198H184V197L182 198L181 194H185V195H187V197L190 198V200H189V202H190L191 199H192V197H194V195L196 194V191H197V192L201 191V189H199L200 187L198 188V186H197L198 183L196 184V182H197L196 178H197V177H196V178L194 177V175H195L194 173H196V174L198 173L199 176H198V175H197V176L200 177V178H198V179L201 181V185L203 186V188H204L205 186H206V187H207V186H209V187H211V186H215V185H212V184H213L212 182H214V178L217 177L218 174L215 175V177H214V173H216V172H214V170H213V168H214V156H215V155H214V152H215V151H214V149L212 148L213 146H212V144H211V143L213 142V140H214V135H213V133L215 132V129L212 131V127H213V126H212L211 123H213V122H211L209 119H206V117L200 118V122L203 123V127L205 128V130H204V133L201 134L202 136L197 137L198 135H197L195 132H190V129H191L190 127H188L189 129L186 128V129H188L187 132H185L186 130H185V131L181 130L180 124H182V123H181L182 120H181V121H179ZM192 120H194V117H192ZM211 120H212V119H211ZM226 120H225V121H226ZM230 120H231V118H230ZM230 120H227V121L230 122ZM232 120H231V121H232ZM241 120H242V121H241ZM254 120H253V121H254ZM258 120H257V121H258ZM184 121H185V120H184ZM219 121H222V120L219 119ZM237 121H238V120H237ZM247 121H248L249 124H250V121L246 119V122H247ZM257 121L255 120V123H256ZM262 121H263V123H264V120H261V122H262ZM152 122H153V120H152ZM186 122H190V121H186ZM223 122H224V120H223ZM239 122H238V123H239ZM246 122H244V123L246 124ZM261 122H259V123H261ZM154 123H155V120H154ZM164 123H165V122H164ZM167 123H168V122H167ZM216 123H218V122H216ZM219 123H220V122H219ZM231 123H232V124H235V123H233V121H232ZM236 123H237V122H236ZM238 123H237V124H238ZM241 123H240V124H241ZM244 123H243V124H244ZM252 123H253V122H252ZM259 123H256V124H258V125L260 126ZM263 123H262V124H263ZM186 124H187V123H186ZM222 124H223V123L221 122V125H222ZM227 124H228V123H227ZM229 124H230V123H229ZM243 124H241V125H243ZM245 124H244V128H243V129H244V131H247L246 128L248 127V125H246L247 127L245 128ZM247 124H248V123H247ZM160 125H162V124H160ZM160 125H159V126H160ZM167 125H168V124H167ZM174 125H175V126H174ZM219 125H220V124H219ZM225 125H226V123H225ZM230 125H231V124H230ZM254 125H255V124H253V126H254ZM258 125H256V126L258 127V129H260L261 126L259 127ZM263 125H264V124H263ZM185 126H186V125H185ZM216 126H218V125H216ZM228 126H229V125H227V127H228ZM253 126H252V127H253ZM256 126H255L254 128L250 127V128L252 129V131H257V130H256V129H257ZM203 127H202V128H203ZM218 127H219V126H218ZM218 127H217V128H218ZM220 127H221V126H220ZM223 127H224V126H222V128H223ZM229 128H230V127H229ZM234 128H236V125H235ZM255 128H256V129H255ZM193 129H194V128H193ZM223 129H224V128H223ZM230 129H231V128H230ZM232 129H233V128H232ZM237 129L240 130L239 127H238ZM245 129H246V130H245ZM253 129H255V130H253ZM262 129H264V128L262 127ZM227 130H228V129H227ZM241 130H242V127H241ZM241 130H240V132H241ZM249 130H250V129L248 128V133H249ZM260 130H261V129H260ZM194 131H195V130H194ZM231 131H232V130H231ZM237 131H238V130H237ZM244 131H242V132H244ZM262 131H263V133H264V130H262ZM149 132H150V130H149ZM240 132H239V133H240ZM242 132H241L240 134H242ZM259 132H261V131H259ZM259 132H258V134H257V132H256V133H251V134H252V135L255 134V136H256V134L259 135ZM151 133H152V132H151ZM227 133H228V131H227ZM232 133H233V132H232ZM235 133H237V132L235 131ZM244 133H247V132H244ZM248 133H247V135H248ZM263 133H262V134H263ZM148 134H149V133H148ZM148 134H147V135H148ZM240 134H239V135H240ZM251 134H250V135H251ZM260 134H261V133H260ZM262 134H261V135H262ZM235 135H237V134H235ZM175 136H176V134H175ZM183 136H184V135H183ZM190 136H192V135H190ZM232 136H233V135H231V138H232ZM243 136H244V135H243ZM245 136H246V135H245ZM245 136H244V137H245ZM149 137H150V136H149ZM154 137H155V136H154ZM154 137H153V138H154ZM172 137H173V136H172ZM185 137H186V135H185ZM236 137H238V135H237ZM240 137H241V135H240ZM244 137H243V139L246 140L247 138L245 139ZM247 137H248V136H247ZM253 137H254V136H253ZM259 137H260V136H259ZM259 137H257V138L255 137V138L257 139V141H258V138H259ZM263 137H264V135H263ZM143 138H146V136H145V137L143 136ZM179 138H178V139H179ZM183 138H184V137H183ZM183 138H182V139H183ZM190 138H192V137H190ZM190 138H189V139H190ZM226 138H227V136L225 137V139H226ZM228 138H229V140L231 141L230 137H228ZM250 138H251V139H250ZM147 139H148V138H147ZM147 139H143V140L146 141ZM170 139H171L172 143H174V142H173L174 140H172V138H170ZM176 139H177V138H175V140H176ZM180 139H181V138H180ZM180 139H179V140H180ZM225 139H223L222 141L227 142V140L225 141ZM248 139H250L251 141L253 140L252 137H250V136L248 137ZM248 139H247V140H248ZM260 139H261V138H260ZM148 140H149V139H148ZM165 140H166V139H165ZM229 140H228V141H229ZM232 140H233V139H232ZM237 140H239V137H238V139H236V141H237ZM240 140H242V138H240ZM240 140H239V141H240ZM247 140H246V141H247ZM250 140H249V141H250ZM182 141H183V140H182ZM233 141L236 142L235 140H233ZM239 141H238V142H239ZM255 141H256V140H255ZM255 141L253 140L254 143L252 142L254 145L251 143V144L253 145V147L256 146V145H255V144H256ZM259 141H260V140H259ZM259 141H258V142H259ZM262 141H263V138H262ZM262 141H261L262 146L259 147V146L261 145L260 142H259L260 145L257 146V147H259V148H264V147H263V144H264L263 142H264V141H263V142H262ZM141 142H142V141H141ZM166 142H167V141H166ZM169 142H170V141H169ZM204 142H205V143H204ZM234 142H233V144H235ZM242 142H243V143H246V142L243 141V140H242ZM242 142H241V143H242ZM258 142H257V145H258ZM146 143H147V141H146ZM183 143H184V142H183ZM183 143H182V144H183ZM230 143H231V142H230ZM239 143H240V142H239ZM241 143H240V144H241ZM249 143H250V142H249ZM249 143H248V142L246 143V147H249V145H250ZM143 144H145V143H143ZM147 144H148V143H147ZM174 144H175V143H174ZM178 144H179V142H178ZM178 144H177V140H176V144L173 145V146L175 147V146L178 145ZM231 144H232V143H231ZM247 144H248V145H247ZM149 145H150V144H149ZM151 145H152V144H151ZM166 145H167V143H166ZM166 145H165V146H166ZM170 145H172V144H170ZM186 145H188V144H186ZM192 145H191V146H192ZM244 145H245V144H244ZM145 146H146V144H145ZM163 146H164V145H163ZM165 146H164V147H165ZM167 146H168V145H167ZM173 146H171V147L173 148ZM179 146H180V145H179ZM236 146H237V145H236ZM238 146H239V144H238ZM238 146H237V147H238ZM250 146H251V145H250ZM148 147H149V146H148ZM188 147H190V146H188ZM237 147H236V148H237ZM241 147H242L243 149L245 148V147H243V146L240 145V148H239V149H241ZM257 147H256V148H257ZM150 148H151V147H150ZM157 148H158V147H157ZM172 148H167V147H166V149H172ZM176 148H177V146H176ZM178 148H179V147H178ZM183 148H185V147H183ZM190 148H192V147H190ZM249 148H252V146L249 147ZM259 148H257V149H259ZM161 149H162V147H161ZM163 149H164V148H163ZM185 149H186V148H185ZM152 150H153V149H152ZM189 150H190V149H189ZM191 150H192V152L194 151L193 149H191ZM249 150H250V149H249ZM249 150H248V151H249ZM251 150L253 151V149H251ZM251 150H250V151H251ZM255 150H256V149H254V152H251V153L256 154V153H255ZM153 151H154V150H153ZM157 151H158V150H157ZM163 151H164V150H163ZM246 151H247V150L245 149L244 152H246ZM248 151L245 153V155L249 154ZM250 151H249V152H250ZM258 151H259V150H258ZM258 151L256 150V152H258ZM165 152H166V151H165ZM168 152H169V151H168ZM174 152H175V151H174ZM177 152H179V151H177ZM177 152H176V153H177ZM192 152H191V153H192ZM259 152H260V151H259ZM261 152H262V150H261ZM263 152H264V150H263ZM135 153H136V152H135ZM138 153H139V152H138ZM138 153H137V154H138ZM163 153H164V152H163ZM170 153H171V151H170ZM187 153H188V152H187ZM193 153H194V152H193ZM193 153H192V155H194ZM251 153L249 154L250 156H251ZM141 154H143V153H141ZM141 154H139V155L141 156ZM171 154H172V153H171ZM173 154H174V153H173ZM182 154H183V153H182ZM198 154H199V153H198ZM215 154H216V153H215ZM254 154H253L252 156L255 157V159L253 158L254 161H252V162H256V163H255L256 165H254V166H255L257 169L255 168L256 171L253 170L252 172L255 173V172H258V170H259L258 168L260 167V162H261V161H262V163H261V166H262V164H263V160H262V157H260V158H259V159H260V162H259V159L257 158V157H259V155L257 154L258 156L256 155V156H257V157H256V156H254ZM262 154H264V153H262ZM135 155H136V154H135ZM168 155H169V153H168ZM168 155L166 154V156H168ZM176 155H177V154H176ZM176 155H175V156H176ZM178 155H181V154L179 153ZM178 155H177V156H178ZM242 155H244V153H243ZM143 156H144V155H143ZM182 156H183V155H182ZM182 156H179V157H182ZM184 156H185V155H184ZM190 156H191V155H190ZM197 156L199 157V155H197ZM200 156H201V155H200ZM247 156H248V155H247ZM247 156H243V158H244V157H247ZM260 156H261V155H260ZM262 156H263V155H262ZM141 157H142V156H141ZM141 157H139L140 160H141ZM169 157H171V156H169ZM172 157H173V156H172ZM188 157H189V155H188ZM188 157H187V158H188ZM192 157H195V156H192ZM215 157H216V156H215ZM263 157H264V156H263ZM185 158H186V157H185ZM189 158H190V157H189ZM248 158H249V162H248V159H247V161H246V158H245V162L242 161V162L245 164L244 167L246 166L247 163L250 164L251 158H250V157H248ZM172 159H173V158H172ZM172 159H171V160H172ZM174 159H175V158H174ZM174 159H173V162H174ZM177 159H179V158H177ZM257 159H258V160H257ZM140 160H139V161H140ZM143 160H145V159H143ZM182 160H184L183 157H182ZM195 160H199V158L193 159V161H195ZM203 160H204V159H203ZM241 160H242V158H241ZM243 160H244V159H243ZM255 160H256V161H255ZM168 161H170V160H168ZM144 162H145V161H144ZM148 162H149V161H148ZM150 162H152V160H151ZM175 162H176V161H175ZM246 162H247V163H246ZM252 162H251L250 165H253V164H254V163H252ZM145 163H146V162H145ZM202 163H203V162H202ZM258 163H259V164H258ZM155 164H157V163H155ZM170 164H172V163H170ZM174 164H175V163H174ZM181 164H183V166H181ZM216 164H217V163H216ZM257 164L259 165V167L257 166ZM247 165H248V164H247ZM250 165L247 166V168H246L247 170L250 169V168H249ZM155 166H156V165H155ZM157 166H158V165H157ZM159 166H160V165H159ZM159 166H158V167H159ZM174 166H175V165H174ZM176 166H177V165H176ZM199 166H201V167H199ZM254 166L251 167L250 171L254 168ZM215 167L217 168L216 165H215ZM171 168H172V167H171ZM171 168H170V169H171ZM174 168H175V167H174ZM206 168H207V169H206ZM260 168H261V167H260ZM154 169H156V167H155ZM203 169H204V168H203ZM224 169H225V168H224ZM224 169H223V171H224ZM227 169H228V168H227ZM227 169H225V171H227ZM243 169H244V168H243ZM246 169H245V170H242L243 173H245L244 171H247ZM262 169H263V168H261L260 170H262ZM218 170H219V169H218ZM218 170H216L217 173H219ZM260 170H259V171H260ZM172 171H173V170H172ZM220 171H221V170H220ZM225 171H224V173H225ZM229 171H230V170H229ZM250 171L247 172V173H249V176H248V174L246 173V174H247V175L245 176L246 178H251ZM188 172H189V173H188ZM227 172H228V171H227ZM252 172H251V174H253ZM175 173H176V171H175ZM192 173H193L194 175H193ZM229 173H230V172H229ZM229 173H227V174L229 175ZM243 173H242V174L240 173V175H243ZM258 173H261V171L258 172ZM258 173H257V174H258ZM157 174H158V173H157ZM201 174H202V175H201ZM227 174H226V175H227ZM174 175H175V174H174ZM222 175H223V174L221 173V176H222ZM253 175H254V174H253ZM260 175H261V174H259L258 176H260ZM176 176H177V175H176ZM176 176H175V177H176ZM221 176H220V178H221ZM236 176H237V175H236ZM175 177H174V178H175ZM180 177H184V179L181 180ZM224 177H226V176L223 175V177H222V181H223ZM237 177H239V176H237ZM243 177H244V175L241 177L242 180L245 179V181H247V182H250V181H251L250 179H248V180H247L246 178L243 179ZM226 178H227V177H226ZM241 178H239V180H241ZM217 179L220 180L219 177H218ZM229 179H231V178H229ZM231 180H232V179H231ZM249 180H250V181H249ZM222 181H221V182H222ZM225 181H226V180H225ZM155 182H156V181H155ZM171 182H173V181H171ZM216 182H217V181H216ZM214 184H215V182H214ZM219 184H220V183H219ZM221 184H222V183H221ZM244 185H248V184L245 182ZM248 186H249V185H248ZM248 186H247V187H248ZM186 187H187V189H186ZM206 187H205V188H206ZM239 187H240V186H239ZM245 187H246V186H245ZM203 188H202V190H203ZM211 188H212V187H211ZM211 188H210V190H212ZM198 189H199V191H198ZM208 189H209V188H208ZM238 189H239V188H238ZM240 189H242V187H240ZM171 190H172V189H171ZM206 190H207V189H205V192H206ZM202 192H203V191H202ZM172 193H173V192H172ZM207 193H208V192H207ZM211 194H212V196H211ZM90 195H91L90 197L93 198V193H91ZM185 195H184V196H185ZM201 195H202V193H201L199 196H201ZM204 195H205V194H204ZM206 195H207V194H206ZM214 195H215V194H214ZM196 196H197V195H196ZM196 196H195V197H196ZM209 196H210V197H209V198H210V201H208L209 203L207 202L209 205H207L206 207L204 206V207H205V210H206V214L209 215V218L207 217V219H208V226H207V228H208L209 231H215V230L217 229L218 225L220 224V218H219L220 215L217 214L218 211L216 212V209H215V211H213V210H214L213 208H215V205L213 204L214 202L212 201V199L214 200L212 191H211V193L209 192ZM164 197H165V195H164ZM166 197H167V196H166ZM171 197H172V196H171ZM202 197H204V196H202ZM161 198H162V196H161ZM189 198H188V199H189ZM196 198H197V197H196ZM207 198H208V197H207ZM207 198H206V199H207ZM193 199H194V198H193ZM202 199H203V198H202ZM160 200H161V199H160ZM207 200H208V199H207ZM207 200L204 199L203 201L206 202ZM215 200H216V198H215ZM215 200H214V201H215ZM165 201H166V200H165ZM171 201H174V200H171ZM183 201H184V200H183ZM185 201H187L186 198H185ZM211 201H212V202H211ZM159 202H160V204H159V205H158V204L156 205V206H158V207L156 208V206H155L156 210H155V209L153 210V211H156L155 213L157 214V216H155V218H154L155 220H153L151 223L148 222V223L151 224V228H149L150 230L146 233L145 236H143L142 234H133V233H131V231H129L130 229L124 227L123 229L120 230V231H121V232H120V233H121L120 238L122 239L121 241H120L119 238H118L119 235H118V237H116V239L114 238L115 236H114V237H111V235H109V236L106 235V238H105L104 241H101V240H100V243H103V244H105V245H106V243H107L108 245H110V244H112V243H113V245H115L114 243H116V241L119 240V243L116 244V247H113V245H112V246H108V247H109V248H108V251L105 252V253L103 254V257L100 259L101 262H102L103 264H125V263H123V262L126 261V257L129 256L131 252H136V251H139V250L142 251V249L146 250V252H147L148 255H150V254H154V253H156V252L159 253V249H158V248L156 249V248L151 244V243L153 242V239H154V233L156 232V235H157V231H156V230H159V229H157V224H158L157 222H159V221H161V220H162V222H163V219H164L163 217H165L164 215L167 214V213L165 214V212H164L165 208L163 207V209H162V206H163V205H161L162 202L164 203V198L162 199V202H161V201H159ZM159 202H158V203H159ZM192 202H194V201H192ZM195 202H196V200H195ZM198 202H199V201L197 200V203H198ZM150 203H151V202H150ZM156 203H157V202H156ZM180 203H181V201H180ZM201 203H202V202H201ZM151 204H152V203H151ZM151 204H150V205H151ZM172 204H173V203H172ZM182 204H183V203H181V205H182ZM199 204H200V203H199ZM204 204H205V203H204ZM204 204H203V205H204ZM216 204H217V203H216ZM145 205H146V204H145ZM150 205H149V206H150ZM184 205H186V203H185ZM184 205H183V206H184ZM142 206H143V205H142ZM147 206H148V205H147ZM147 206H146V208H147ZM153 206H154V205H153ZM187 206H188V205H187ZM200 206H201V205H200ZM200 206H199V207H200ZM212 206H213V208H212ZM174 207H175V206H174ZM174 207H173V208H174ZM176 207H179V206L176 205ZM189 207H190V206H189ZM204 207L201 206L200 208H198V206H197L198 209H196V212H195V214H196V219H197V218L199 219V216H202V217H203V215H204V216L206 215V214H204V211H205V210L202 209V208H204ZM141 208H143V207H141ZM146 208H145V209H146ZM153 208H154V207H153ZM181 208H183V207H181ZM97 209H98V206H96V205L93 204V205H91V206L89 207V209L87 210L86 214H87V215H92V214H94V213L97 211ZM147 209H148V208H147ZM150 209H151V211H152V208H150ZM175 209H176V208H175ZM184 209H185V207H184ZM184 209H183V210H184ZM188 209H189V208H188ZM212 209H213V210H212ZM141 210H142V209H141ZM143 211H145V210H143ZM151 211H149V212L147 211V212L151 214ZM220 211H221V210H220ZM222 211H223V209H222ZM224 211H225V209H224ZM226 211H229V210L226 209ZM58 212H59V211L57 210L56 213H58ZM132 212H133V211H132V208H130L129 206H126V207L123 208L122 215H123V217H124L125 224H126V223H127V224H128V223L131 224V222H132V223L135 222V223H134V227H135V225H136V221H134V220H135L134 217H133V218L131 217V216H132ZM182 212H183V211H182ZM188 212H189V210H188ZM152 213H153V212H152ZM218 213H219V212H218ZM174 214L177 215V216H176V220H177V218L179 217L178 215L180 214V212H179V213L174 212ZM181 214H183V213H181ZM184 214H185V213H184ZM184 214L182 215V217H183V216H184V217L186 216V215H184ZM202 214H203V215H202ZM230 214H231V212H230ZM152 215L154 216V213H153ZM189 215H190V214H189ZM208 215H207V216H208ZM218 215H219V217H218ZM150 217H151V216H150ZM202 217H201V220H202ZM131 218H132V219H131ZM156 218H157V220H156ZM180 218H181V216H180ZM2 219H3V220H6V218H4V217H3ZM61 219H62L63 222H64V223L62 224V226H64L66 219H65L64 217H63V218L61 217ZM130 219H131V220H130ZM133 219H134V220H133ZM152 219H153V217H152ZM152 219H151V220H152ZM207 219H206V220H207ZM148 220L150 221V219H148ZM203 220H204V218H203ZM130 221H131V222H130ZM177 221H178V220H177ZM199 222H200V221H199ZM206 223H207V222H206ZM146 224H147V223H146ZM159 224H160V223H159ZM161 224H162V225H159V227L162 226V228H163V223H161ZM205 225H207V224H205ZM127 226H128V225H127ZM149 226H150V225H149ZM159 227H158V228H159ZM160 228H161V227H160ZM236 229H237V228L234 227V228H233V229L227 234L226 239H225V240H226V243H227V248H226V250L229 251V252H234L235 249H236L237 246H238V244H237V243L234 241V239H233V236H234L235 233H236ZM263 229H264V228H263ZM8 230H9V229H7L6 226H1V227H0V250H1L2 248H3V249H6V248H12L14 252H18V251L20 252V250H22V249L24 248V246L26 245V241L28 240V237H25V234H24V235H19V236L13 237V238L15 239V241H11L10 238H8L7 236H5V235H7V234L9 233ZM42 230H43L42 228H40V229L38 228V229H37V231H39V232H42ZM94 233H96V232H94ZM94 233H93V234H91V233H89V234L86 233V235H85L86 239H98V238H100V237H99V234L96 235L97 233H96V234H94ZM261 233H262V232H261ZM87 234H88V235H87ZM95 236H97L98 238H96ZM263 236H264V234H263ZM262 238H263V237H262ZM102 239H104V238H102ZM257 239H258V240H257ZM257 239H254V241H253V243H252V248H251L250 252H251V253H252V252H259V253L261 254V251H260V250H264V248H262V247L264 246V241H262L263 239H260V237L257 238ZM96 241H97V240H96ZM98 241H99V239H98ZM104 242H105V243H104ZM260 247H261V249L259 250ZM119 250H122L123 252H125V256L120 257V256L118 255V254H119ZM141 251H140V252H141ZM57 255H58L57 253H55V252L52 251L50 248H48V249L46 250V252L44 253L43 258H44V259H52V258L57 257ZM111 258L114 259V260H111V261H110L109 259H111ZM67 259H68V256L66 257L65 260H66V261H69V260H67ZM120 259H122V260L120 261ZM211 264H218V261H213V262H211Z\"/></svg>","mask_w":264,"mask_h":264},{"label":"water","instance_id":"95a60500","mask_svg":"<svg viewBox=\"0 0 264 264\" xmlns=\"http://www.w3.org/2000/svg\"><path fill=\"white\" fill-rule=\"evenodd\" d=\"M166 3V10L161 18L163 25L169 29L168 18L174 13L180 12L184 7H187L191 12L198 16H210L215 18H223L225 23L229 20L235 19L236 22L242 25L240 14L236 13L232 8H230L228 13H217L210 12L205 8H199L195 6L192 0H163ZM0 14H4L12 24V26L19 32L29 36V34L20 28L16 22L12 11L6 6L0 5ZM170 33V31H169ZM168 38L166 36L165 40ZM0 172L4 179V194L0 202V225L2 224V214L6 211L9 204L11 194H12V183L9 181L8 175H6L0 165ZM113 194L117 200V206L106 213L101 217H86L82 213V205L80 204V198L77 197L76 206L73 211L68 213V220L63 229H58L56 222L54 221L52 214L49 213L50 217V232L39 236L36 238L30 246H28L23 253L15 257L12 255V248L6 252H0V264H43L41 263V258L46 252L48 247H54L57 244L63 243L70 239L72 235L79 229L92 227L95 230H100L106 227L108 230H112L113 227L110 223L111 219L115 217L122 208L123 197L116 194L115 188L113 187ZM264 214V206L256 208L250 215V218L247 219V229L246 233L239 241V250L235 256L229 255L226 252V247L224 244V239L221 238L220 250L216 252L215 255H220L226 261L225 264H264V257H252L248 258L246 256L247 250L251 240L255 236V224L260 215ZM175 232L170 234L167 238L163 240V246L161 248V253L156 257H150L145 251H142L140 254V259L143 264H165L166 256L168 251V246L173 238ZM83 264H95L91 260H84Z\"/></svg>","mask_w":264,"mask_h":264}]
</instances>
